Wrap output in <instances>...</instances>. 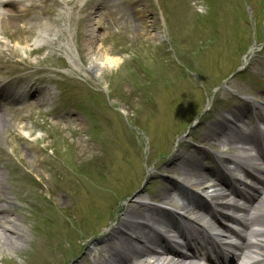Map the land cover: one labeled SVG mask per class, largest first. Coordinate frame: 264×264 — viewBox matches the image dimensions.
<instances>
[{"label": "rangeland", "instance_id": "obj_1", "mask_svg": "<svg viewBox=\"0 0 264 264\" xmlns=\"http://www.w3.org/2000/svg\"><path fill=\"white\" fill-rule=\"evenodd\" d=\"M44 1L22 0L20 5V8L29 4L34 6L32 13L29 14L35 26V33L31 38L20 30L11 33L8 31L5 35H0L1 48H4L3 45L7 47L11 45L12 40L6 41V37L17 40L26 38L31 41L33 47H40L38 55L35 52L28 57V66H25L28 72L16 78L26 79L39 85L35 95V99L38 100L36 103L32 101L30 105H27L24 113L29 114L30 110L36 107L37 112L42 111L38 115L40 121L47 122L44 124V129L39 131H36L31 119L23 122L27 125L24 129L30 134L26 136L27 132H23L24 139L34 142L38 138V144H44L45 149L42 150L37 146L33 148L34 152H31L23 147L24 141L22 140L19 141L16 154L13 155L14 165L18 163L24 171L33 174L38 181L24 203L19 205L18 217H15L23 228L22 236L18 237L16 246L0 254V264H81V255H85L88 259L89 252L93 250L92 247L85 249L87 242L93 237L106 239L105 236L114 227V220L116 214L120 215L119 206L123 199L140 189L141 186H143L142 192L147 195L160 193L166 178L172 176L169 172L174 169V164H171L172 156L183 155V152L193 154L192 151H187V148L192 146L187 143L184 146L183 142L185 140L187 142L203 141L200 126L201 120L206 115H199L202 108L210 106V109L218 113L222 111L220 109L224 105L230 106L232 94L226 88L236 95L254 96L255 93L263 92L254 74L256 61L251 62L249 80L245 78L228 80L227 77L235 67L231 64L236 59L223 55L224 50L221 54L216 52L215 60L211 57H203L202 61L195 59L199 52H202L201 55L203 53L207 55L203 50L206 47L203 45L204 38L205 42H209L214 38L216 28L222 27L217 23L214 31L210 33L208 28L211 27L209 22L211 9L208 0H185L190 5H183L180 0L184 9H191L186 15L187 22H190L189 26H185V30L180 31L182 40L179 44L184 48L179 45L177 47L183 52L174 51L173 46L177 43L171 42L168 30L160 24L161 10L159 9V12L156 0H149L151 8L148 10L150 12L147 11L146 6H143V2L145 5L148 3L145 0H138L142 4L141 7L137 6L136 0H118L117 4L110 9L108 7L100 10L99 16L93 13L92 16L95 15L98 19L92 21V28L85 26L84 29L77 28L74 17L69 14L63 16L57 10L49 12L51 7L57 9V1ZM162 3L165 9L179 5L177 0H162ZM91 4L97 9L98 4L95 1ZM249 5L259 10V15L255 17L256 27L263 29L264 0L258 3L257 0H249ZM132 8L139 9L138 11L141 12L146 10L147 16L142 20H148L150 26L147 29L138 31L131 29L135 27L134 14L131 15L130 10ZM192 11L197 15H203L202 18L206 17V20H199V18L190 20ZM48 14L52 16V19L47 16ZM231 16L233 19L238 16L237 19L244 20L240 10H235L233 6ZM183 19H181L182 22ZM240 23L241 25L237 24L236 28L239 30L241 27V31L245 30L244 36L249 30L250 36L255 25L247 24V29L242 22ZM138 25L140 28L141 24ZM177 25L179 24L175 23V27ZM214 25L212 23V26ZM238 30L235 31L238 32ZM77 32H80L79 41ZM39 33H41V38H39ZM188 36L194 40H189L186 44ZM85 44L91 47H86ZM234 44L232 36L225 47ZM164 45L172 47L170 55L166 53ZM95 52H100L106 58L117 61V66L108 71L99 72L96 68ZM19 54L28 55L27 52L25 54L19 52ZM158 54L163 64L170 70L177 71V75L172 78L173 81L174 79L181 80L183 82L181 88L186 87L187 84L193 86V100L190 103L188 99L185 100L184 96L179 102H173L176 99L174 97L167 100L166 96H171L169 92L171 83H163L166 68L162 69L159 63H156V67L148 71L150 65L155 63L154 59H158ZM6 57V54H0L1 80L5 77V75L1 77L2 73H9L12 76L23 73L21 70L23 67L19 69L16 66L15 68L19 71L13 72L10 64L5 61ZM179 58L189 61L191 67L184 66V69L180 71L176 66V63L180 61ZM138 62L141 69L138 70L137 67L132 69L131 65ZM198 67H201L200 70L204 73H199L196 70ZM49 68L54 71H49ZM142 70H146L147 76L141 77ZM195 70L203 76V78H198L199 85L192 82L195 79L193 74ZM134 73H136L135 76ZM138 74L142 79L141 82L138 80ZM122 75L124 77H121ZM131 76L134 77L132 82H130ZM150 79L154 81L155 86L145 84L146 80ZM217 79H219V84L215 87L216 89L214 88L217 95L209 104L208 99H204L202 86L208 88L209 85L210 89ZM62 80L67 82H62ZM202 80L203 83H201ZM5 81L12 82L13 80L5 78ZM47 84L53 86L54 89L60 84V86H66V89L63 92H57L55 89L53 94V88L50 89ZM195 86H197L196 90H194ZM184 89L182 93L185 92ZM26 100L28 98L24 101ZM183 108H187L186 113ZM189 124L195 127L191 128L190 125L187 128ZM56 128L61 131V134L56 141H52L49 133ZM149 130L151 133L147 141L149 134L146 133ZM179 135L182 137L180 143L176 140ZM49 142H58V144L68 142L70 150L64 155L70 153V158L66 159L59 151L52 152ZM109 142H116L118 147L115 170L118 179L115 183L110 180L111 164L104 163L100 166L97 164L98 161L105 160L109 156V151L103 150ZM5 150L9 153V148L6 147ZM158 152L161 154L158 155ZM70 160L74 162V170L70 168L68 171L64 166L66 173L63 177H59L62 173L60 175L57 169L62 168L63 162ZM3 163L10 164L11 161L3 158L0 160V165ZM150 163H152L150 165L152 170L145 179L144 169ZM81 166L89 170L76 174L75 167ZM16 167L19 168L18 165ZM1 169L5 173V170ZM96 169L101 172L97 174ZM22 170L17 173L15 170L11 171V176L17 177ZM89 177H96L99 180L98 185L107 187L113 194L110 197L105 196L106 200L94 199L92 205L82 206L85 203L82 198L84 191L79 194V189L76 188H71L68 192L64 191L65 187L63 186V190L62 182L66 185L77 182L86 187V184H90L87 180ZM151 180L154 182L150 183ZM22 181L25 183V179ZM155 195L147 197L149 205L160 204L153 199ZM130 204L133 205L131 202L127 205ZM70 223L77 224L78 229L71 230L68 227ZM106 225H109L108 231L103 232L101 228ZM35 236L41 252L37 256L35 254L29 256L30 240ZM23 251L28 252L27 256ZM17 252H23L24 256Z\"/></svg>", "mask_w": 264, "mask_h": 264}, {"label": "bare ground", "instance_id": "obj_2", "mask_svg": "<svg viewBox=\"0 0 264 264\" xmlns=\"http://www.w3.org/2000/svg\"><path fill=\"white\" fill-rule=\"evenodd\" d=\"M13 4V2H11ZM12 4L10 6H12ZM20 19V16L16 15L15 12L13 10H7V11H3L2 13H0V29H13L17 26V20ZM78 26V25H77ZM29 40L26 38L24 39H20L18 42H20V44H25L27 43ZM16 50V49H15ZM10 50L14 56L17 57V50L22 52V53H26V52H30L31 50L29 49H25L22 46H19L17 48V50ZM95 56V63L97 65V69L99 72L101 71H108L109 69L117 66V61H113L110 60L108 58H106L104 55H102L99 52H95L94 53ZM18 62H22L21 59L17 60ZM3 109H1V113H0V138L3 137V139H5L6 135L9 134L10 130L7 128V123L8 125L12 126V122H11V118L9 117V115H5L2 112ZM6 142L10 145L11 147V152L12 155L16 154V150H17V144L14 141H7ZM231 145H235V151L237 152L236 155L233 156V161L237 162L239 160H243L246 161L247 163H249L250 165L257 167V169L259 171H262L261 165L259 164V157L257 155H250L248 154L249 151H252V149L250 147L244 148L242 146H239V142H230ZM26 149L30 150L31 152H34V150H32L27 144H25ZM52 145V142H51ZM57 151L60 152V154H65L66 152H68V150H70V145H68V142H60L59 144H57L56 146ZM70 152V151H69ZM70 153L67 155H64L66 157V159L70 158ZM71 163V168L74 169V162L72 160L69 161ZM58 173H62L65 174V171L62 168H58L57 169ZM263 172V171H262ZM207 178L208 175L204 174V173H200L197 175V182L192 181L194 184L198 185V186H205L207 183ZM210 186H214L213 184H211ZM6 190V187L4 186V184L1 182L0 179V201L3 202L0 203V254L3 252H8L10 248H12L13 246H16L17 244V239L18 237L21 235L22 230L21 228H17L15 227V218H11V216H9L8 214H6L8 212L7 207H10L11 205H13L12 203V198L6 194V193H2V190ZM236 195L235 192L233 191H228V194H223V193H215L214 197L219 198L220 202H224L227 206V208L234 210L236 212L242 213L244 211H246V207L245 205H239L237 204L234 200H229L230 196ZM87 204V202L85 203ZM141 207L137 208L138 213H140V211L142 209H140ZM255 210H260L259 212L262 213V216L264 218V196H262L259 201L255 204L254 207H252ZM200 211L196 210V214H199ZM251 216H253V213H251ZM256 219V218H255ZM257 221V220H256ZM263 225V223L261 224ZM223 228V227H222ZM226 229V228H223ZM253 237L256 238L257 240H260V242L258 244H256V246L261 245L262 243H264V229H262L259 232H253ZM249 246L251 245V242H248ZM30 249H29V256L30 255H34L37 256L41 251L40 248L38 246V239L35 236V238H33L32 240H30ZM25 254V256H27L26 251H23ZM23 252H17V254L19 255H23ZM130 254L132 255V264H198L196 261L191 260H180L179 262L174 261V259L172 258V256L169 255H162V256H154V255H147V252L145 253H141L138 250L135 251H130ZM23 255V256H24ZM117 257V256H116ZM111 258V256H110ZM26 259V258H25ZM114 262H116L115 258H112ZM121 264H125L124 260H122Z\"/></svg>", "mask_w": 264, "mask_h": 264}]
</instances>
